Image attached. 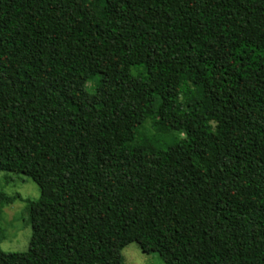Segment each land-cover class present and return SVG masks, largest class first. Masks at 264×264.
<instances>
[{
  "label": "trees",
  "instance_id": "16d2710c",
  "mask_svg": "<svg viewBox=\"0 0 264 264\" xmlns=\"http://www.w3.org/2000/svg\"><path fill=\"white\" fill-rule=\"evenodd\" d=\"M0 172V264H264V0H0Z\"/></svg>",
  "mask_w": 264,
  "mask_h": 264
},
{
  "label": "rangeland",
  "instance_id": "374dc122",
  "mask_svg": "<svg viewBox=\"0 0 264 264\" xmlns=\"http://www.w3.org/2000/svg\"><path fill=\"white\" fill-rule=\"evenodd\" d=\"M87 87L91 88L92 85ZM39 198V188L29 178L0 172V200H3L0 214V257L28 250L32 237L29 203ZM121 257L122 264H164L158 254H144L135 243L125 247Z\"/></svg>",
  "mask_w": 264,
  "mask_h": 264
}]
</instances>
